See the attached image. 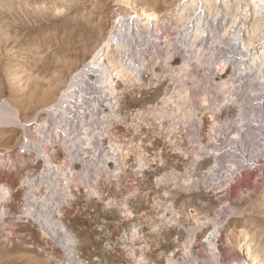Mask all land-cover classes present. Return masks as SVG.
<instances>
[{
    "label": "rangeland",
    "instance_id": "rangeland-1",
    "mask_svg": "<svg viewBox=\"0 0 264 264\" xmlns=\"http://www.w3.org/2000/svg\"><path fill=\"white\" fill-rule=\"evenodd\" d=\"M184 1L0 0V110L19 121L0 129V264H264V11ZM150 13L139 81L108 102L90 86L79 129L37 156L31 132L71 75L115 21ZM238 28L253 44L233 48Z\"/></svg>",
    "mask_w": 264,
    "mask_h": 264
},
{
    "label": "bare ground",
    "instance_id": "bare-ground-1",
    "mask_svg": "<svg viewBox=\"0 0 264 264\" xmlns=\"http://www.w3.org/2000/svg\"><path fill=\"white\" fill-rule=\"evenodd\" d=\"M251 1V5H252V11L254 13H256V11H264V0H249ZM198 1L196 0H186L183 2L182 4V8L191 6L192 4L196 3ZM200 2V1H199ZM202 3H204V5L207 6V9L209 8L210 10H216L217 6L219 5H226L227 0H201ZM201 4V3H200ZM199 4V6H200ZM233 5V4H231ZM250 5V3L248 4ZM247 5V6H248ZM196 6V4H195ZM205 6V7H206ZM204 7V6H203ZM224 7V6H223ZM229 8V7H228ZM227 8V9H228ZM233 8V6L231 7ZM197 10V9H196ZM200 10V9H199ZM205 10V9H204ZM209 10V11H210ZM194 11V10H193ZM228 11V10H227ZM226 11V12H227ZM230 12V11H229ZM252 12V13H253ZM196 13V11H195ZM228 13V12H227ZM191 14V13H190ZM193 14V13H192ZM220 14V13H219ZM229 14V13H228ZM258 14V13H257ZM202 15V14H201ZM261 15V14H260ZM191 16V15H190ZM204 16V15H203ZM256 16V15H255ZM194 17V16H193ZM156 18L155 14H145L143 17H139V18H135V21H133V24H131L130 26L128 25V21L131 19V17H128L127 19L125 18H119L118 21H115V26H114V30H112L108 37L106 39L103 40V42L100 44L99 47H97L96 51L92 54V56L90 57V59L85 62L81 68H79L78 70H75V72L71 75L70 77V81L67 83V85L65 86V88L63 90H61L59 98L57 99V101L51 105H49L47 108H45L44 112L46 115H48L50 117V119H52L53 123L51 122L49 125H46V122L44 121L43 123H41L40 125L36 126L34 128V130L31 132L32 135H36V138H34V143L35 144H31V146H33L35 149V153L37 156L43 155V159L44 158H48V155L44 152V145L46 143H53V140L56 139L57 133L52 134L53 130H62L63 126L65 128L68 127L67 129H70L69 131L72 132H76V130L79 129V126L82 125V119H80V115H78L79 109H80V105H84L83 101L86 100L85 96L88 97L87 95H89V93L87 92V90L90 88V86H94L95 89L97 90H101L102 92H105L104 94V99L102 102L107 101L108 99H106V97H110V98H115L114 94L116 92L117 89H115V83H117L118 80L123 81L125 79V81L129 82V83H136L139 81L140 79V68H143L142 62H143V58H142V53L144 52V49H141V45L142 44V40H141V36H140V31H138L139 29L143 28L144 29H148L149 26L151 27L152 25V21ZM234 18V17H233ZM232 18V19H233ZM264 19V18H263ZM197 20V19H195ZM260 20V19H259ZM200 21V19H199ZM196 22V21H195ZM198 22V21H197ZM190 23V22H189ZM253 23V22H252ZM197 24V23H196ZM200 24V23H199ZM208 24V23H207ZM185 25V24H184ZM215 25V24H214ZM260 25V24H259ZM129 26V27H128ZM195 25L194 29L196 28V31L199 32L200 30L198 29V26ZM223 26V25H222ZM255 25V21H254V27L253 30L254 32H258L262 35L261 39L264 38V28L263 30H259V27ZM201 27V26H200ZM130 28L135 29L132 30L133 32H136L134 34H131V39H127L129 36L127 34L126 30H129ZM214 28V27H213ZM212 28V29H213ZM261 28V27H260ZM193 29V30H194ZM205 29V28H204ZM216 29V28H215ZM213 29H209V30H205L207 32L211 31L212 34L217 33V31ZM239 30L235 31L234 34V38L232 40H234V46H237V48H244L245 46H249L253 43H249L248 42V38H245L242 36L241 34V30L240 28H238ZM190 30V29H189ZM202 30V28H201ZM148 31V30H147ZM188 32V31H187ZM124 33V34H123ZM148 33V32H147ZM205 33V32H204ZM221 33V32H220ZM202 34V33H201ZM254 34V33H252ZM258 34V33H257ZM149 35V34H148ZM217 35V34H216ZM216 35H213L216 36ZM138 36V38L136 37ZM196 36V35H195ZM218 36V35H217ZM257 36V35H256ZM147 37V36H146ZM188 37V36H187ZM199 37V36H198ZM140 38V39H139ZM145 38V37H143ZM142 38V39H143ZM150 38V37H149ZM216 38V37H215ZM250 39V38H249ZM254 39V38H253ZM260 39V43H263L264 41ZM130 40V41H127ZM127 41V42H126ZM185 42V41H184ZM148 43V42H147ZM159 46V45H158ZM154 47V46H153ZM254 47V46H253ZM148 48V47H147ZM152 49V48H151ZM150 49V51H151ZM169 50V49H168ZM110 51V53L108 52ZM147 51V50H146ZM149 51V50H148ZM173 51V50H172ZM107 53L110 54V57L107 58V63H104L103 58L105 56H107ZM161 55V54H160ZM184 57V56H183ZM253 57V56H252ZM263 58L264 59V52H261L260 57H258L257 59ZM183 59V58H182ZM188 59V58H187ZM167 60V58H166ZM252 61V60H251ZM253 61H256L255 59ZM144 63V62H143ZM254 63V62H252ZM241 64V63H240ZM254 66V64H252ZM242 66V65H241ZM240 68V67H239ZM234 69V68H233ZM150 70V69H149ZM236 70V69H235ZM253 70V69H252ZM208 72V71H207ZM251 72V71H249ZM152 73V72H151ZM232 74V73H231ZM238 74V73H237ZM210 75V74H209ZM225 78V77H224ZM252 80V79H251ZM120 81V82H121ZM213 81V80H212ZM214 82V81H213ZM223 82V81H222ZM232 82V81H231ZM250 83V82H249ZM119 84V82L117 83ZM125 84V83H124ZM123 84V86H124ZM128 84V83H127ZM127 84L125 86H127ZM216 84V83H215ZM96 85H98L96 87ZM120 85V84H119ZM118 85V86H119ZM230 86V85H229ZM99 87V88H98ZM220 87V86H219ZM139 88V87H138ZM93 89V88H91ZM90 89V90H91ZM123 89V88H122ZM212 89V88H211ZM224 89V88H223ZM233 89V88H232ZM119 90V89H118ZM96 91V90H95ZM242 91V90H241ZM261 91V90H259ZM97 92V91H96ZM100 92V91H99ZM101 92V93H102ZM227 92V91H226ZM119 93V91H118ZM208 93V92H207ZM260 93V92H259ZM242 94V93H241ZM93 95V94H92ZM90 95V97L92 96ZM196 95V94H195ZM232 95V94H231ZM100 98V95H97ZM102 97V96H101ZM260 97V96H259ZM84 98V99H83ZM89 98V97H88ZM94 98V97H93ZM98 98V97H97ZM95 98V100L97 99ZM245 98V97H244ZM248 98V97H247ZM116 99V98H115ZM241 99V98H240ZM246 99V98H245ZM98 100V99H97ZM243 100V98H242ZM264 100V99H263ZM90 101V100H89ZM93 101V100H91ZM112 101V100H111ZM131 101V100H129ZM88 102V101H87ZM98 102V101H97ZM101 102V103H102ZM108 102V101H107ZM106 102V103H107ZM255 102V101H254ZM130 103V102H129ZM128 103V104H129ZM235 103V102H234ZM250 104V103H249ZM92 105V103H91ZM94 105V104H93ZM107 105V104H104ZM103 105V106H104ZM110 105V103H109ZM113 105V104H112ZM112 105H110L112 107ZM131 105V103H130ZM222 105V104H221ZM260 105V104H259ZM264 105V104H263ZM96 106V105H95ZM102 106V105H100ZM114 106V105H113ZM84 106H81V109ZM91 107V106H90ZM250 108L248 109H252L253 113L252 116H250L252 119L250 121V123H254L255 119H254V114L256 111H259V107L256 104L253 103L252 106H249ZM85 108V107H84ZM95 108V107H94ZM94 108H93V112H94ZM101 108V107H100ZM104 108V107H103ZM242 108V107H241ZM261 108V107H260ZM89 109V107H88ZM92 109V108H91ZM97 109V106H96ZM107 109V108H106ZM87 110V109H86ZM98 113H99V108L97 109ZM111 110V108H110ZM114 110V108H113ZM112 110V111H113ZM241 110V109H240ZM0 129L3 127H6L7 125H15L17 124L19 121L16 117V112L14 111V115L11 111V109L9 107H7L6 105L4 106V108H2L0 110ZM90 111V110H89ZM108 111V110H107ZM249 111V110H248ZM86 112V111H84ZM102 112V110L100 111ZM243 112V111H242ZM80 113V112H79ZM92 113V112H91ZM95 113V112H94ZM97 113V112H96ZM114 113V112H112ZM236 113V112H235ZM240 113V112H239ZM258 113V112H257ZM101 114V113H100ZM104 114V113H103ZM247 114V113H246ZM249 114V113H248ZM84 115V114H83ZM93 115V114H92ZM102 115V114H101ZM105 115V114H104ZM107 115V114H106ZM105 115V116H106ZM112 115V114H111ZM110 114L109 116L112 117ZM115 115V114H114ZM240 115H243V113ZM259 115V114H258ZM99 116V115H98ZM257 116V115H256ZM12 117H14V120L12 121ZM83 117V116H82ZM94 117V116H93ZM115 117V116H114ZM117 117V116H116ZM115 117V118H116ZM243 117H246L243 116ZM85 118V117H84ZM95 118V117H94ZM93 118V119H94ZM97 118V116H96ZM95 118V119H96ZM100 118H102L100 116ZM241 118V117H240ZM257 118H259L257 116ZM92 119V118H91ZM94 119V120H95ZM106 119V118H105ZM242 119V118H241ZM245 119V118H244ZM248 119V118H247ZM89 120V119H88ZM87 120V121H88ZM93 120V121H94ZM102 120V119H101ZM246 120V119H245ZM48 121V120H47ZM85 121V120H84ZM99 121V120H97ZM234 121V120H233ZM247 121V120H246ZM245 121V122H246ZM96 122V120H95ZM100 122V121H99ZM106 122V121H105ZM226 122V121H225ZM241 122V121H240ZM248 123V122H247ZM49 124V123H48ZM61 124H63V126H61ZM89 124V123H88ZM101 124V123H100ZM240 124V123H238ZM264 124V123H263ZM97 125V124H96ZM221 125V124H220ZM248 125V124H246ZM254 125V124H253ZM21 127V124L19 125ZM51 126V127H50ZM56 126V127H54ZM85 126V124H84ZM91 126V123H90ZM89 126V127H90ZM93 126V125H92ZM95 126V125H94ZM230 126V125H229ZM244 126V125H243ZM22 127L25 128V126L23 125ZM21 127V128H22ZM51 129H50V128ZM86 127V126H85ZM88 127V128H89ZM247 127V126H246ZM81 128V127H80ZM66 129V130H67ZM83 129V127H82ZM93 129V128H92ZM97 129V128H96ZM244 129V127H242V130ZM250 129V128H249ZM85 130V129H84ZM87 130V129H86ZM253 130V129H252ZM23 131V130H22ZM58 131V132H59ZM80 131V130H79ZM247 131V130H246ZM62 132V131H61ZM64 132V131H63ZM71 132V134H72ZM81 132V131H80ZM87 132V131H86ZM248 132V131H247ZM65 133V132H64ZM78 133V131H77ZM85 133V132H84ZM88 133V132H87ZM234 133V132H233ZM62 134V133H60ZM222 134V132H221ZM31 135V136H32ZM65 135V134H64ZM69 135V133H68ZM77 135V134H76ZM83 135V134H82ZM244 135V134H243ZM66 136V135H65ZM240 136V135H239ZM28 137V136H27ZM63 137V136H61ZM81 137V136H80ZM85 137V136H84ZM226 137V136H225ZM66 138V137H64ZM69 138V136H68ZM78 139V136L76 137ZM223 138V137H222ZM27 139V138H26ZM71 139H74L73 137ZM84 139V138H83ZM32 140V139H31ZM60 140V139H59ZM75 140V139H74ZM80 140V139H79ZM86 140V139H85ZM257 140V139H256ZM30 141V140H29ZM27 141V142H29ZM56 141V140H55ZM69 141V140H68ZM78 141V140H77ZM31 142V141H30ZM61 142V141H60ZM75 142V141H74ZM82 142V141H81ZM45 143V144H44ZM70 143V142H69ZM73 143V142H72ZM44 144V145H43ZM55 144V143H54ZM80 144V143H79ZM78 144V145H79ZM88 144V143H87ZM67 145V144H66ZM65 145V146H66ZM230 145V144H229ZM27 146V145H26ZM29 146V144H28ZM231 146V145H230ZM88 147V146H87ZM229 147V146H228ZM236 147V146H235ZM25 149V148H24ZM30 149V148H29ZM99 149V148H98ZM26 150V149H25ZM229 150H234V148H229ZM228 150V151H229ZM34 151V150H32ZM67 151V150H66ZM96 151V150H95ZM219 151V150H218ZM227 151V150H226ZM227 151V152H228ZM236 151V149H235ZM228 152L227 154H232L233 157H239L238 154L235 152ZM29 152V151H27ZM220 152V151H219ZM262 152V151H261ZM69 153V152H68ZM226 154V155H227ZM84 155V154H83ZM215 155V154H214ZM253 155V154H252ZM251 155V156H252ZM36 156V157H37ZM245 156V155H244ZM217 157V156H216ZM230 156H228L229 158ZM232 157V158H233ZM250 157V156H249ZM231 158V157H230ZM229 158V160H231ZM252 158V157H251ZM75 159V158H74ZM89 160V159H88ZM228 160V161H229ZM235 160V158L233 159ZM251 160V159H250ZM249 160V162H250ZM2 161V160H1ZM90 161V160H89ZM67 163V162H66ZM241 163H243V161H237V166H239V168L237 169L236 173L239 175V177L242 176L243 171H240L239 169L241 168ZM70 164V163H69ZM234 164V163H233ZM246 164V163H245ZM83 165V164H82ZM220 165V164H219ZM236 165V163H235ZM220 167V166H219ZM224 167V164H223ZM221 166V168H223ZM50 168V167H49ZM81 168V167H80ZM55 169V168H54ZM83 169V168H82ZM227 169V168H226ZM16 172V171H15ZM58 173V172H57ZM56 174V173H55ZM223 174V173H222ZM234 174V173H232ZM246 175H251V173H244ZM237 175V176H238ZM233 175H231L232 177ZM60 177V176H59ZM230 177V176H228ZM251 177V176H250ZM227 179V178H226ZM235 179V178H234ZM225 180V179H224ZM225 182V181H224ZM219 183V182H218ZM3 186V185H2ZM5 187V186H4ZM3 188V187H2ZM31 188V187H30ZM54 189V188H53ZM5 191V190H4ZM3 192V190H2ZM0 192V194L2 193ZM8 192V191H7ZM9 193V192H8ZM5 194V193H3ZM8 195V194H7ZM6 195V196H7ZM5 195H0V201L3 200L2 198ZM53 199V198H52ZM2 206V205H1ZM3 212V210H1ZM0 211V212H1ZM1 212V213H2ZM49 213V212H48ZM2 215V214H1ZM38 217V216H37ZM1 218V217H0ZM34 218V217H33ZM49 221V220H48ZM49 224V223H48ZM52 227V226H51ZM56 231V230H55ZM216 237V236H215ZM214 237V239H215ZM66 240V239H65ZM68 240V239H67ZM66 240V241H67ZM70 240V239H69ZM213 240V239H212ZM211 240V241H212ZM210 241V240H209ZM65 242V241H64ZM66 243V242H65ZM66 245V244H65ZM212 245V243L210 244V246ZM212 247H214V245H212ZM71 248V247H70ZM207 249V248H205ZM219 249V248H218ZM200 251V250H199ZM198 251V253H199ZM220 252V250H219ZM197 253V252H196ZM198 255V254H196ZM195 255V256H196ZM212 256V255H211ZM219 254H214V259L219 260L220 259ZM211 258V257H210ZM224 258V257H223ZM198 260V259H197ZM211 260V259H210ZM72 261V260H71ZM218 262V261H217ZM77 263V262H76ZM210 263V262H208ZM212 263V262H211ZM215 263V262H214ZM239 263V262H238ZM241 264V263H240Z\"/></svg>",
    "mask_w": 264,
    "mask_h": 264
}]
</instances>
